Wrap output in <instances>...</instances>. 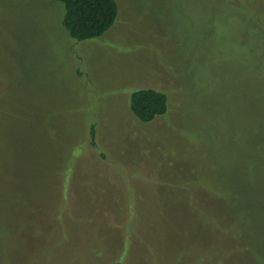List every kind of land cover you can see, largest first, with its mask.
Returning a JSON list of instances; mask_svg holds the SVG:
<instances>
[{
  "label": "rangeland",
  "instance_id": "obj_1",
  "mask_svg": "<svg viewBox=\"0 0 264 264\" xmlns=\"http://www.w3.org/2000/svg\"><path fill=\"white\" fill-rule=\"evenodd\" d=\"M116 2L0 0V264H264V0Z\"/></svg>",
  "mask_w": 264,
  "mask_h": 264
},
{
  "label": "trees",
  "instance_id": "obj_2",
  "mask_svg": "<svg viewBox=\"0 0 264 264\" xmlns=\"http://www.w3.org/2000/svg\"><path fill=\"white\" fill-rule=\"evenodd\" d=\"M64 6L62 26L75 40L97 39L114 23L118 15L116 0H56ZM131 112L142 122H149L168 110V99L164 92L152 88H140L129 97ZM89 140L96 146L95 126L90 125ZM113 264H121L115 261Z\"/></svg>",
  "mask_w": 264,
  "mask_h": 264
}]
</instances>
